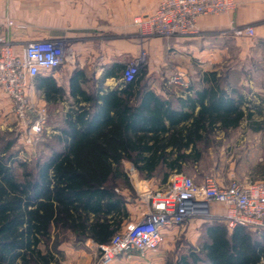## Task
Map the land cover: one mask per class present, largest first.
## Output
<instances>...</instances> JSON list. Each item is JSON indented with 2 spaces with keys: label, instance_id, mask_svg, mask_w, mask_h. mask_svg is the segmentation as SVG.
Wrapping results in <instances>:
<instances>
[{
  "label": "trees",
  "instance_id": "1",
  "mask_svg": "<svg viewBox=\"0 0 264 264\" xmlns=\"http://www.w3.org/2000/svg\"><path fill=\"white\" fill-rule=\"evenodd\" d=\"M124 70L112 66L88 91L84 71L75 68L67 89L70 108L29 162L14 151V133L0 140V264H60L65 243H108L130 220L126 196L116 191L132 189L126 166L164 182L181 173L190 157L198 158L197 144L214 131L250 119L240 109L244 100L223 90L225 79L216 71L202 74L205 84L191 97L173 99L153 91L145 73L106 90L104 80H121ZM32 81L46 103L66 93L51 76ZM194 88L179 87L182 94ZM202 224V243L173 264H264V232Z\"/></svg>",
  "mask_w": 264,
  "mask_h": 264
},
{
  "label": "crops",
  "instance_id": "2",
  "mask_svg": "<svg viewBox=\"0 0 264 264\" xmlns=\"http://www.w3.org/2000/svg\"><path fill=\"white\" fill-rule=\"evenodd\" d=\"M26 1L32 7L42 6V8L32 9L21 18L16 10L15 2L18 3V0L10 4L8 9L5 4L7 0H0V33L12 41L13 49L17 53L29 40L69 39L77 55L76 64L75 62L64 64L55 70L40 74L51 76L58 86L66 90L62 99L56 102L64 105L65 111L70 108V105L66 104L72 101L68 97L67 89L70 74L75 68L84 71L86 76L87 83L82 84V87L86 85L96 87L106 70L117 64L126 67L129 61L138 56L141 49L145 48L148 51L151 60L163 54L165 50H169L173 59L185 60L188 68L192 69L189 70L191 72L201 69L202 74L216 71L219 75L218 71L222 69L242 71V77L221 80L220 85L226 93L244 100L240 109L245 115H250V119H246L245 122L253 123L254 131L258 133L264 130L262 124V121L264 122V0H235L234 10L223 15L200 17L197 20V34L171 38L170 45L158 37L141 38L133 24L134 17L150 15L161 0ZM6 19H12L16 24H23L24 28L6 27ZM232 25L251 26L254 35L234 37L221 34V31ZM102 35L106 40H97ZM233 55L235 60L232 62ZM255 70L260 72L257 76H251L250 72ZM121 82L112 76L106 78L102 85L106 90H112ZM147 84L164 97L184 99L191 97L194 90L198 89L196 87L205 83L195 78L192 81L187 80V87L193 85L195 88L186 94L181 93L179 89L181 86H171L162 78H147ZM30 100L37 105L46 103L42 90L36 87L33 81ZM10 111L11 102L0 90V115L3 116ZM242 126L243 121L237 128ZM263 175L264 169H261L256 177L245 180L260 181L264 179ZM144 183L148 184V182ZM213 207L215 212L222 211L219 205ZM126 208L131 219L134 205L127 203ZM96 245L92 239H85L75 245L63 244L60 248L64 256L62 264H78L76 260L79 259H85L88 263L91 254L95 253ZM131 255L134 256L119 255L113 264H119V258L124 256L127 258L126 264H144L136 254ZM159 260L155 252L149 255L150 264H159Z\"/></svg>",
  "mask_w": 264,
  "mask_h": 264
},
{
  "label": "built area",
  "instance_id": "3",
  "mask_svg": "<svg viewBox=\"0 0 264 264\" xmlns=\"http://www.w3.org/2000/svg\"><path fill=\"white\" fill-rule=\"evenodd\" d=\"M235 0H161L148 16H136L133 24L141 38L171 39L198 33L197 20L217 16L235 9ZM24 28L23 24L6 21V27ZM222 35L252 37L251 26H230ZM144 50L125 67L121 81L130 83L139 73ZM74 54L63 39L29 40L19 53L12 41L0 33V90L9 98L15 117L24 130V144L43 133L46 116L34 109L30 101L33 78L64 64L73 63ZM170 85L187 87L180 71L169 80ZM140 209L114 234L108 243L96 245L97 264H113L119 255L136 254L144 264L149 255L164 243L172 228L190 222L217 221L228 230L236 227L251 232H264V179L241 182L231 179L228 185L212 177L196 183L182 173H172L159 189L143 187L139 195ZM222 207L221 212L213 210Z\"/></svg>",
  "mask_w": 264,
  "mask_h": 264
},
{
  "label": "rangeland",
  "instance_id": "4",
  "mask_svg": "<svg viewBox=\"0 0 264 264\" xmlns=\"http://www.w3.org/2000/svg\"><path fill=\"white\" fill-rule=\"evenodd\" d=\"M17 0H7L6 8L8 9L10 4ZM16 3V10L21 18H24L28 11L32 9L42 8V6L28 5L26 0H18ZM7 21H13L12 19H6ZM14 22V21H13ZM20 22V21H19ZM16 24V23H15ZM6 25V22H5ZM138 32V31H137ZM139 34V33H138ZM230 36V34H226ZM232 36V35H231ZM65 45L71 48L74 54V64H76V57L74 50L71 47L69 39H63ZM94 40V39H92ZM97 40H106L105 36L98 37ZM167 45H170V39H164ZM81 42L83 39L80 40ZM145 55L143 57L142 65L139 68V74L145 73L147 78H162L167 81L178 71L184 74L186 80L192 81L193 78L200 80L202 77L201 69L189 71L188 64L182 58L173 59L169 50H165L163 54L157 56L154 60H151L148 51L144 48ZM139 55V54H138ZM182 59V60H181ZM151 60V61H150ZM161 60V61H160ZM235 60L234 55L232 62ZM131 61L127 65L130 64ZM260 71L250 72V75L257 76ZM195 73V74H194ZM219 76L226 80L229 78L242 77V71L235 70H219ZM246 74V73H245ZM248 76V75H245ZM85 89L88 91L91 89L90 85H86ZM31 101V100H30ZM11 102V101H10ZM34 109L37 111H43L46 116V122L44 124L43 134L36 136L32 144L26 146L24 144V130L21 122L17 119L13 113L12 104L11 111L3 116L0 115V140L4 139L6 133H14L16 135V143L14 145V151H18V156L22 155L21 159H25L29 162L32 155L37 151V146L43 139V137H51L54 132V125H57L58 119L64 113V105L59 103H45L37 105L31 101ZM69 106V103L66 104ZM242 128H235L231 130H216L213 134L207 137V139L197 144L198 158L194 156L190 157L183 163L181 173L185 176L191 177L196 182H200L205 177H212L223 185H228L231 179H235L241 182H246L252 177H256L257 173L264 169V130L260 133L254 131L253 123L250 121L245 122L242 120ZM245 122V123H244ZM264 125V122L262 121ZM191 152V148L187 151ZM37 153V152H36ZM125 172L128 177V186L132 189H127L125 186L116 188L117 192H123L126 196L128 203L134 205L133 214L140 209L139 195L143 190V187L150 189H159L164 187L166 181H162L160 176L153 177L151 179H144L140 174L132 167L126 166ZM264 176V175H263ZM144 182H148L144 183ZM149 185V186H148ZM132 218V217H131ZM217 221H207V224ZM202 222H190L183 226L172 228L166 236L164 243L155 252L160 258L159 264H173L181 255L188 253L190 249L198 248L202 243L203 233ZM134 254V253H133ZM134 255H131V257ZM59 263L64 262V256H57ZM98 254L95 252L89 257L88 263L85 259L76 260L78 264H97ZM123 260V261H122ZM126 256L119 258V264H126ZM72 263V262H71Z\"/></svg>",
  "mask_w": 264,
  "mask_h": 264
}]
</instances>
